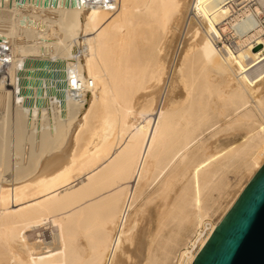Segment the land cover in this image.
<instances>
[{
  "label": "bare ground",
  "instance_id": "bare-ground-1",
  "mask_svg": "<svg viewBox=\"0 0 264 264\" xmlns=\"http://www.w3.org/2000/svg\"><path fill=\"white\" fill-rule=\"evenodd\" d=\"M263 165L264 0H0V264H193Z\"/></svg>",
  "mask_w": 264,
  "mask_h": 264
},
{
  "label": "water",
  "instance_id": "water-1",
  "mask_svg": "<svg viewBox=\"0 0 264 264\" xmlns=\"http://www.w3.org/2000/svg\"><path fill=\"white\" fill-rule=\"evenodd\" d=\"M193 264H264V165L216 227Z\"/></svg>",
  "mask_w": 264,
  "mask_h": 264
},
{
  "label": "rangeland",
  "instance_id": "rangeland-1",
  "mask_svg": "<svg viewBox=\"0 0 264 264\" xmlns=\"http://www.w3.org/2000/svg\"><path fill=\"white\" fill-rule=\"evenodd\" d=\"M208 133H209V132H208ZM208 133L206 132L205 135H206V136H207V135L209 136ZM225 139H226V138L222 137V140H225ZM230 177H231L233 180H235V182H233V183H235V184H233L234 186H232L231 190H232V189H233V190H232L231 192H236V189L239 188V186H240V188H241V186H242L241 184H243V182L246 180V177H245V178H243L244 181H241V182L236 181L237 178H236V175H235L234 173H232V174L230 175ZM182 181L186 182L185 179H183ZM237 182H238V183H237ZM236 183H237V185H236ZM240 183H241V184H240ZM180 184H181V186L183 187V185H184L185 183L183 184L182 182H179L178 185H177V187L175 188V190H174L173 192H171L172 196H170L169 199H167V200H166V198H162V197L158 196V192H157V191H154V190H156V185H157V184H153V185L150 186V188L147 190V192H146L145 194L148 193L147 195H149V196H147V195L144 194V196H145V197L143 198V199H144V202L147 201V200H148L147 197H150V195H152V194H153V195L151 196V199H152L153 197H155V196H156V198H157L158 200L160 199L159 201L156 199L155 202L153 201V200H155V198H154L153 200H151V203H152L153 206H151L150 201L148 202V203L150 204V206H148V205H149L148 203H147V205H146L147 208H148V210H150V211L147 210V214L150 215V218H151L150 220L152 221V222L150 221V223H149V224H150V225H149V227H150L149 229H151V231H152V230H153V231L156 230L157 225L159 224V223H157L158 218H159V213L162 211V208L165 209V206L163 205L162 200H163V202H165V205H167V204H168L167 202H170V201L172 200V197H173V196H176V194L182 189V187L180 186ZM182 184H183V185H182ZM235 185H236V186L239 185V186L236 188ZM179 187H180V188H179ZM234 187H235L236 189H235ZM152 189H154V190L152 191V194H150ZM178 189H179V190H178ZM149 190H150V191H149ZM234 190H235V191H234ZM148 191H149L150 193H149ZM153 192H154V193H153ZM174 192H177V193H175V195H173ZM156 193H157V194H156ZM154 194H155V195H154ZM233 194H234V193H232V194H228V195H226L228 198H227L226 196H224V197L220 200V204H221L222 208H220L219 212H222V210L224 209L223 207H224V206L226 207V206L228 205V202L231 200L230 198L232 197ZM146 196H147V197H146ZM157 196H158V197H157ZM225 197H226V198H225ZM229 197H230V198H229ZM173 198H174V197H173ZM145 199H147V200H145ZM170 199H171V200H170ZM223 200L225 201V203H224ZM226 200H227V201H226ZM157 201H158L159 203H158ZM222 202H223V203H222ZM153 203H155V205H154ZM156 203H157V206H156ZM161 204H162L163 207H161V209H159V207L161 206ZM225 204H226V205H225ZM159 205H160V206H159ZM223 205H224V206H223ZM150 207H151L152 209H150ZM155 208H156V210H157V208H158V210H160V212L158 213V211H155ZM221 209H222V210H221ZM155 212H156V214H155ZM219 212L216 214V216H215V215L213 216V220H214V221H216V220L219 219V216H220L219 214H221V213H219ZM154 214H155V215H154ZM218 215H219V216H218ZM155 216H156V217H155ZM217 216H218V217H217ZM157 217H158V218H157ZM214 217H215V218L217 217V219H215ZM156 218H157V219H156ZM155 223H156V224H155ZM154 224H155V226H153ZM45 231L47 232V234L49 233V230H45ZM35 234H36V232H33V233H32L33 236H35ZM184 242H185V241H184ZM186 242H187V239H186ZM186 249H187V248L185 247V245H181V246L178 248L177 251H179V254H178V252H177V257H175V259L173 260V264H181V261H180V250L185 251ZM176 258H177V259H176ZM176 260H177L178 263L176 262Z\"/></svg>",
  "mask_w": 264,
  "mask_h": 264
}]
</instances>
